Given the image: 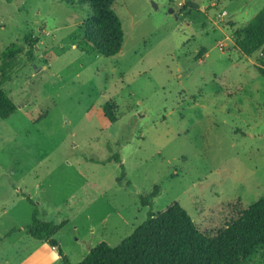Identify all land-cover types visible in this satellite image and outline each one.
I'll return each instance as SVG.
<instances>
[{
    "label": "rangeland",
    "instance_id": "1",
    "mask_svg": "<svg viewBox=\"0 0 264 264\" xmlns=\"http://www.w3.org/2000/svg\"><path fill=\"white\" fill-rule=\"evenodd\" d=\"M263 6L116 0L125 36L118 54L103 56L76 48L88 5L0 0V54L23 48L1 85L17 110L0 120V264H64L46 241L8 234L34 211L67 219L53 238L75 264L145 219L139 197L153 185V212L176 201L212 233L263 196L264 76L255 66L264 60L261 48L245 56L232 40ZM25 34L38 38L30 59ZM114 153L126 171L120 185L119 163L101 162ZM244 264H264V248Z\"/></svg>",
    "mask_w": 264,
    "mask_h": 264
},
{
    "label": "trees",
    "instance_id": "2",
    "mask_svg": "<svg viewBox=\"0 0 264 264\" xmlns=\"http://www.w3.org/2000/svg\"><path fill=\"white\" fill-rule=\"evenodd\" d=\"M59 1L69 5L77 2L90 8V15L81 23L82 35L77 38L76 48L80 52L103 56L118 54L125 32L123 23L112 7L116 0ZM232 40L245 56L261 48L264 60V6L232 33ZM23 41L28 47L25 54L30 59L38 38L25 34ZM22 50V45L12 43L0 54V120L9 118L17 110V105L1 85L9 80L8 70ZM204 52L205 48L200 47L198 59L202 58ZM255 67L264 76V68L260 65ZM102 111L109 122L116 121L113 101L105 102ZM112 160L119 163L120 173L116 182L120 185L126 176L120 155L114 153L101 162ZM125 184L128 185L129 181ZM158 195L157 185H153L148 193L140 195L141 205L149 208L146 217L117 246L100 242L75 264H244L264 248V195L214 233L200 230L176 201L160 212H153L152 203ZM66 223L67 219L59 223L42 220L34 211L29 223L12 229L8 234L24 232L35 240L46 241L57 249L64 264H71L53 238Z\"/></svg>",
    "mask_w": 264,
    "mask_h": 264
},
{
    "label": "crops",
    "instance_id": "3",
    "mask_svg": "<svg viewBox=\"0 0 264 264\" xmlns=\"http://www.w3.org/2000/svg\"><path fill=\"white\" fill-rule=\"evenodd\" d=\"M206 55H207V52H206Z\"/></svg>",
    "mask_w": 264,
    "mask_h": 264
}]
</instances>
